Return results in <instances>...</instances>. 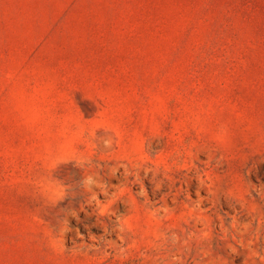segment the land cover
<instances>
[{
  "label": "rangeland",
  "instance_id": "rangeland-1",
  "mask_svg": "<svg viewBox=\"0 0 264 264\" xmlns=\"http://www.w3.org/2000/svg\"><path fill=\"white\" fill-rule=\"evenodd\" d=\"M0 264H264V0H0Z\"/></svg>",
  "mask_w": 264,
  "mask_h": 264
}]
</instances>
